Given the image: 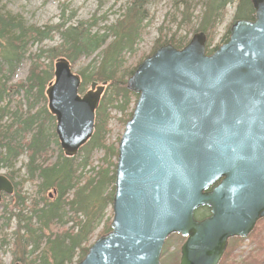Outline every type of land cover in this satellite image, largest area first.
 I'll list each match as a JSON object with an SVG mask.
<instances>
[{
    "label": "water",
    "instance_id": "obj_1",
    "mask_svg": "<svg viewBox=\"0 0 264 264\" xmlns=\"http://www.w3.org/2000/svg\"><path fill=\"white\" fill-rule=\"evenodd\" d=\"M251 1L253 19H234L213 52L197 32L180 49L160 45L127 78L137 97L117 144L110 230L76 264H160L171 233L185 237L179 264H218L228 239L264 218V0ZM53 73L46 106L73 155L106 82L81 95L66 59ZM12 191L0 174V199ZM201 206L210 213L197 219Z\"/></svg>",
    "mask_w": 264,
    "mask_h": 264
},
{
    "label": "trees",
    "instance_id": "obj_2",
    "mask_svg": "<svg viewBox=\"0 0 264 264\" xmlns=\"http://www.w3.org/2000/svg\"><path fill=\"white\" fill-rule=\"evenodd\" d=\"M234 1L233 20H252L251 0H201L196 33L212 29L223 17L226 5ZM145 5V0L130 1L122 17L107 26L103 33L93 32L94 22L66 23L67 19H62L64 8L59 23L41 27L27 24L20 14L0 10V101L4 95L13 93L24 99V103L13 111L12 122L5 130H0V161L11 165L19 154L26 152L28 177L38 181L35 190L38 198L32 201L30 215L21 217L20 212L17 213L18 221L23 223L21 226L18 224L20 227L15 231L14 247H21L25 253V264H76L84 257L94 230L101 224H104L103 234L110 230V216L105 217V209L113 201L115 161L111 159L117 158V147L105 144L109 117L106 110L112 105L126 116L125 121L131 116L137 95L127 89L126 82L142 59L135 66L126 67L124 55L136 50L142 23L147 18ZM180 5L182 18L187 13L189 21L191 14L187 3L180 0L177 7ZM53 35L58 36L59 42L52 47L38 49L37 53L29 56L31 64L26 76L12 82L13 74L31 43H42L52 39ZM228 36L227 33L224 41ZM187 42L182 38L176 39L174 35L171 38L160 37L150 53L163 44L180 49ZM210 45L205 41V53H211L219 46L211 49ZM89 56L98 58L91 59L92 62L77 71L81 83L79 90H83L87 83L106 82L109 96H102L104 88L94 113L95 128L89 140L76 154L66 155L59 147L55 117L46 106L45 90L54 78L52 63L55 60L66 59L72 67L80 58ZM51 147L56 149L53 160L48 159ZM98 149L103 150L102 164L93 166L91 155ZM86 168H89L86 174H90L84 176ZM14 186L16 189L17 184ZM208 214L209 208L203 206L194 212V217L200 219ZM67 222L71 223L68 228L59 231L52 228L57 223ZM41 243L44 246L41 247ZM239 264H264V257L256 259L250 255Z\"/></svg>",
    "mask_w": 264,
    "mask_h": 264
},
{
    "label": "rangeland",
    "instance_id": "obj_3",
    "mask_svg": "<svg viewBox=\"0 0 264 264\" xmlns=\"http://www.w3.org/2000/svg\"><path fill=\"white\" fill-rule=\"evenodd\" d=\"M132 0H0V10L10 11L14 14H20L27 24H34L37 27L43 25L51 26L59 23L62 19H67L66 23L74 22H94L92 26L93 32L103 33L106 27L116 23V19L122 17L121 14L126 8V4ZM180 0H145V11L147 18L142 23V31L140 40L136 45L134 52H128L124 55L125 66H135L140 59H144L148 55L158 38H171L172 35L176 39H184L189 41L194 33H196V25L201 16V0H184L188 5V13L191 18L188 21L187 13L182 18L181 8H178ZM236 1L226 5L223 17L216 22L212 29H208L204 34L205 41L210 43V48L218 46L224 42L225 35L233 20L234 8ZM64 8L62 19V9ZM227 32V33H226ZM229 34V33H228ZM58 36L53 35L50 40H43L42 43H31L26 52L25 57L21 61V65L14 72L12 82L22 80L27 73L31 64L29 56L37 53L38 49L52 47L57 44ZM93 57V58H92ZM97 56H89L80 58L74 66L72 72L77 71L92 62L91 59ZM45 61V60H44ZM55 61L52 63L54 66ZM140 63V62H139ZM101 84V83H99ZM89 88V83L83 90H79L81 95ZM105 88V87H104ZM102 96L108 98L109 92L105 88ZM24 99L20 94L4 95L0 101V130L12 122V113L19 104H23ZM114 104V103H113ZM109 114L107 120V131L105 133V144L115 145L118 147V141L124 129L126 116L123 113L109 105L107 107ZM52 148V147H51ZM102 149L94 150L91 155L93 166H101ZM56 156V149L52 148L48 153V159L53 160ZM115 159V160H114ZM117 158L112 157V161L116 162ZM27 153L22 152L12 162L11 165L4 164L0 161V174L6 175L14 185L11 194H4L0 201V264H14L19 262L25 264L23 256L25 253L21 247L15 248V231L21 226L23 221H18L17 213L20 212L21 217H28L30 214V206L34 199L37 200L36 185L37 179H30L26 171ZM89 168L84 170V176L89 175ZM83 176V177H84ZM18 187V188H17ZM18 193V194H17ZM105 217H112L111 205L106 207ZM71 215V214H70ZM209 215V214H208ZM201 217V216H200ZM109 219V222H111ZM260 220V219H259ZM254 224V231L244 237H233L227 241V249L223 253L219 264H239L245 260L247 256H254L256 259L264 257V219ZM18 224L20 226H18ZM103 225H99L88 241L90 246L94 240L103 234ZM71 223H57L52 228L58 231L62 228H68ZM109 232V231H107ZM162 246V252L159 257L160 264H179L180 245L184 242V237L179 234H170L165 239ZM44 246L41 243V247ZM17 249V250H16ZM34 253L33 255H36ZM33 255H30L32 257ZM78 255L73 259L76 261ZM36 264H40L36 262ZM74 264V263H73Z\"/></svg>",
    "mask_w": 264,
    "mask_h": 264
},
{
    "label": "flooded vegetation",
    "instance_id": "obj_4",
    "mask_svg": "<svg viewBox=\"0 0 264 264\" xmlns=\"http://www.w3.org/2000/svg\"><path fill=\"white\" fill-rule=\"evenodd\" d=\"M13 189H14V184H13ZM4 194H5V193H2V194H1V199H2V197H3ZM1 199H0V201H1Z\"/></svg>",
    "mask_w": 264,
    "mask_h": 264
}]
</instances>
